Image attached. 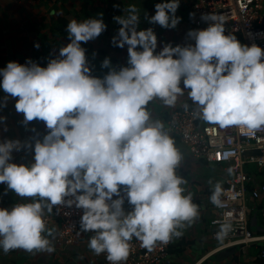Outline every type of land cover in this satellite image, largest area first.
Segmentation results:
<instances>
[{"label":"clouds","instance_id":"clouds-1","mask_svg":"<svg viewBox=\"0 0 264 264\" xmlns=\"http://www.w3.org/2000/svg\"><path fill=\"white\" fill-rule=\"evenodd\" d=\"M178 8L179 0L157 3L149 22L175 28ZM124 11L127 15L114 18L121 27L112 44L128 48L127 65L118 70L106 57L101 67L109 71L93 75L82 47L106 30L102 17L71 20L70 42L46 67L29 58L0 69V88L18 98L15 109L23 123L42 121L48 130L35 141L30 164L11 162L13 152L24 147L21 141L0 142V184L30 201L0 208L5 254L54 252L45 216L61 206L82 210L80 230L94 233L88 247L97 256L106 253L110 264L127 260L133 238L151 251L183 235L182 229L199 218V206L177 171L180 149L148 109L156 99L174 108L187 93L205 122L264 127V48L242 44L226 34L223 15L205 13L201 18L208 26L187 33L194 44H167L157 52L153 29L138 30L136 6ZM222 196L216 182L210 202L224 208ZM232 230L228 219L216 239L223 242Z\"/></svg>","mask_w":264,"mask_h":264},{"label":"crops","instance_id":"crops-1","mask_svg":"<svg viewBox=\"0 0 264 264\" xmlns=\"http://www.w3.org/2000/svg\"><path fill=\"white\" fill-rule=\"evenodd\" d=\"M193 1L179 0L176 12V16L180 18L179 23L175 28H164L149 22V17L155 15V5L164 0H0V69L5 68L10 61L24 64L29 58L46 67L51 58L58 56L59 49L70 42L67 25L71 20L83 21L102 17L107 25L106 30L97 39L82 44V47L86 49L92 74L103 77L109 71L101 67L106 57L111 59L112 66L117 70L127 65V45L119 48L112 44L113 37L121 27L114 18L127 15L124 9L130 5L136 6L140 14L138 30L153 29L158 41L156 51L159 52L167 44H194V41L187 38L189 30L207 27L197 28L192 23L190 11ZM236 37L244 41L240 36ZM36 42L40 45L38 49L35 47ZM181 86L183 87V83ZM17 99L7 96L0 88V142L21 141L24 147L13 152L11 162L30 164L34 162L35 141L42 140L48 130L42 121L34 120L25 125L23 114L17 113L15 109ZM188 101L185 93L174 108L163 105L158 99L148 105L152 117L165 124L166 130L173 136L176 146L180 149L183 159L177 171L186 178L187 184L184 187L192 194L193 202L199 206V218L191 226L182 229L183 235L180 238L171 240L169 263L256 264L259 253L264 248V241L219 248L222 242L213 237L217 228L212 227L210 221L218 214V210L210 202V196L215 183L224 185L230 172L227 165L218 166L194 157L182 137L169 129L168 120L171 113L182 108ZM28 143H31L33 148H28ZM259 170L256 166L248 168L254 177L264 181V174L258 173ZM27 202H30L27 198L19 197L14 191L7 189L6 184H0V208H11L17 203ZM247 204L252 208L250 227L254 231V207L259 208L261 203L255 202L248 195ZM125 208H130L127 202ZM47 228L53 233L48 238L55 247L54 252H27L17 249L5 254L0 248V264H102L101 258L88 247L94 233H84L79 228L75 242L63 246L55 242L56 222L49 224ZM260 230L264 231V227ZM260 230L254 232L258 233Z\"/></svg>","mask_w":264,"mask_h":264},{"label":"built area","instance_id":"built-area-1","mask_svg":"<svg viewBox=\"0 0 264 264\" xmlns=\"http://www.w3.org/2000/svg\"><path fill=\"white\" fill-rule=\"evenodd\" d=\"M205 13L223 15L226 34L240 36L249 46L256 44L264 48V0H194L190 16L195 27L208 26L201 18ZM187 105V110L183 106L171 113L169 129L182 137L194 157L218 166L227 165L231 169L222 185L225 207L217 208L214 205L218 214L210 221V225L218 230L220 224L231 219L233 230L219 248L264 241V234L255 233L250 227L252 208L247 204L248 195L255 202H264V181H259L248 171L251 164L264 169V127L256 130L239 126L222 128L198 118L197 106L191 100ZM259 209L264 227V204ZM82 214L80 209L62 206L54 208L52 214H46V226L53 222L57 224L56 244L69 246L75 242ZM217 230L213 233L214 238ZM170 246L171 242L158 243L149 251L133 238L129 256L121 264H170ZM99 257L102 264H110L106 253ZM259 257L262 259L260 264H264V248Z\"/></svg>","mask_w":264,"mask_h":264},{"label":"rangeland","instance_id":"rangeland-1","mask_svg":"<svg viewBox=\"0 0 264 264\" xmlns=\"http://www.w3.org/2000/svg\"><path fill=\"white\" fill-rule=\"evenodd\" d=\"M242 44H245L244 41H240ZM252 166H254V164H251ZM254 218H253V229L255 232H257V230H260L263 228V224L261 222V219H260V210L259 208L256 206L254 207Z\"/></svg>","mask_w":264,"mask_h":264},{"label":"trees","instance_id":"trees-1","mask_svg":"<svg viewBox=\"0 0 264 264\" xmlns=\"http://www.w3.org/2000/svg\"><path fill=\"white\" fill-rule=\"evenodd\" d=\"M258 173H262V174H264V169H260L259 171H257ZM251 187V186H250ZM263 204H261V206H262ZM260 210V209H259ZM251 224V223H250ZM258 233H260V234H263L264 233V231L263 230H260ZM261 261H262V259L260 258V257H258L257 258V260H256V264H260L261 263Z\"/></svg>","mask_w":264,"mask_h":264}]
</instances>
